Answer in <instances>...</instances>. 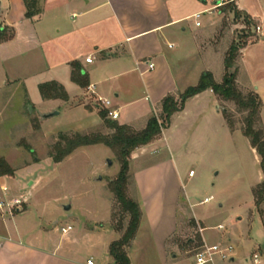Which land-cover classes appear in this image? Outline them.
<instances>
[{"label":"crops","instance_id":"crops-1","mask_svg":"<svg viewBox=\"0 0 264 264\" xmlns=\"http://www.w3.org/2000/svg\"><path fill=\"white\" fill-rule=\"evenodd\" d=\"M63 1L41 0V13L27 19L23 0H7V7L5 0H0V19H4L0 29L14 35L0 42V50L5 47L2 43L17 40L30 24L28 35L41 48V70L45 71L36 88L39 91V85L49 82L63 86L69 96L63 102L68 108L82 109L88 124H102L99 101L104 100L110 102L108 111L117 114L115 122L141 132L153 116L161 115L166 97L178 98L198 85L204 73L212 74L221 84L226 74V54L236 41V28H245V16L261 31L254 32L255 42L240 50L236 69L232 72L233 67L230 73L236 74L240 91L260 97L264 124V0ZM235 13L242 18L236 19ZM197 14L199 19L195 18ZM75 61L88 74L87 89L71 80L70 65ZM147 62L155 65L153 70ZM243 80L248 84L242 85ZM224 102L211 89L194 96L171 118L174 126L171 122L161 136L132 153L129 174L133 200L139 204L142 217L127 249L130 264L134 253L145 249L156 252L162 264L176 259L169 252L179 231L182 167L174 154L188 140L192 141L191 149L201 150V139L237 134L227 124ZM263 178L262 173L258 185ZM6 179L8 176L0 177V201L22 198L7 189ZM28 204L27 200L23 210L13 216L0 213V264H88L90 260L94 264H115L109 247L122 233L112 227L111 215L96 221L95 226L75 228L67 224L54 231L45 228L40 217L31 215ZM69 227L68 232H62ZM205 229L201 239L209 245L203 238ZM234 260L233 254L229 262L216 258L211 264H236Z\"/></svg>","mask_w":264,"mask_h":264},{"label":"rangeland","instance_id":"rangeland-1","mask_svg":"<svg viewBox=\"0 0 264 264\" xmlns=\"http://www.w3.org/2000/svg\"><path fill=\"white\" fill-rule=\"evenodd\" d=\"M6 4L7 0L5 7ZM29 28L27 24L17 40L2 43L5 47L0 50V158L14 171L5 185L16 197L28 200L31 215L40 217L49 230L57 231L67 224L90 227L110 215L115 228V220L121 214L110 186L120 172L116 154L104 145H97L80 148L59 164L51 158L61 134L108 136L112 132L103 122L88 124L82 109L68 108L62 100L40 98L35 84L45 76V71L41 66V48L31 40ZM236 29V41L242 35L248 37L243 40L247 45L257 40L253 37L255 27ZM243 84L248 83L243 80ZM241 89L246 91V87ZM223 107L234 123L235 136L201 139V150L191 149L192 141L188 140L174 154L182 167L179 231L169 252L176 259L166 264H191L200 248L207 245L201 239L203 228H207L203 238L208 246L234 248L231 255L234 254L236 264H256V257L258 264H264V204L257 208L253 196L262 176L260 162L249 140L242 135L247 113L238 111L230 102ZM99 109L103 110L101 106ZM53 112L59 115L48 119L44 116ZM132 183L129 174L126 194L130 199L134 197ZM206 199L208 203H202ZM67 205L71 206L68 212L63 208ZM220 226L222 229H218ZM133 264L162 262L156 252L145 249L134 253Z\"/></svg>","mask_w":264,"mask_h":264},{"label":"trees","instance_id":"trees-1","mask_svg":"<svg viewBox=\"0 0 264 264\" xmlns=\"http://www.w3.org/2000/svg\"><path fill=\"white\" fill-rule=\"evenodd\" d=\"M23 1L26 7L27 19H32L41 13L39 8L41 0ZM228 1L230 2L232 0ZM235 16L238 20L242 18L239 13H235ZM243 19L246 28L251 29L254 27V23L249 17L245 16ZM13 36V34H8L6 29H0V42L9 41ZM247 38L246 35H242L239 41H235L229 48L225 58L226 74L221 84H217L214 81L212 74L204 73L198 85L188 88L178 98L173 96L166 97L161 104V115L153 116L143 131L135 132L127 126H120L117 122L108 118V112L106 110H102L99 112V117L106 128L112 132L110 135H82L79 133L60 135L59 142L54 146V153L51 155L52 160L56 164L63 162L80 148L97 145H104L109 148L119 159V175L115 181L110 183L111 191L121 209L119 218L115 220V230L122 233V236L109 247V255L113 258L115 264H130L127 249L131 246L137 234L142 217L139 204L135 200L130 199L126 194L129 182L130 157L136 149L150 144L161 136L162 131L169 127L172 116L182 111L185 103L194 96L211 89L219 99L233 103L238 111L247 113L244 119L242 133L249 140L251 147L256 151L260 159V167L264 177V127L261 119L262 102L260 97L254 92H249L247 95H244L237 85L236 74L230 73V69L236 64L240 50L247 46L246 42H243ZM70 66L72 70V82L82 89H87L90 86L89 77L80 63L75 61ZM39 93L43 100H62L65 102L69 100L65 88L56 82L39 85ZM224 114L229 128L231 131H234V123L230 120L229 112L225 111ZM13 174V169H11L4 159L0 158V177L12 176ZM253 196L255 206L260 208L264 204V180L254 189ZM127 218L128 223L125 224Z\"/></svg>","mask_w":264,"mask_h":264},{"label":"built area","instance_id":"built-area-1","mask_svg":"<svg viewBox=\"0 0 264 264\" xmlns=\"http://www.w3.org/2000/svg\"><path fill=\"white\" fill-rule=\"evenodd\" d=\"M200 14L195 15L196 19H199ZM200 24L197 23V26ZM261 31V28L257 26L255 28L256 34H259ZM87 63H92L91 59L86 60ZM148 65L149 70H153L155 65L151 62L146 63ZM100 106L102 107L103 110H106L108 112V118L111 119L112 121H116L118 116L116 113L108 111V108L110 106L109 101H104L100 100ZM193 173L190 174L192 176ZM4 192L7 191L6 188L2 189ZM209 200L206 199L203 203H207ZM26 204V201L24 198L16 199L12 202L10 201H0V213L2 215H10L13 216L16 212H20L23 210L24 205ZM71 228L67 229H62L63 233H66L70 230ZM218 229H222L220 226ZM202 231V230H201ZM234 248L231 245L227 246H222V245H213V246H208V245H203L200 248V252L195 255L193 261L191 264H211L215 261L216 258H219L221 261H229L232 258L231 253L233 252ZM254 262L256 264L259 263L258 257L254 259ZM88 264H94L93 261H88Z\"/></svg>","mask_w":264,"mask_h":264},{"label":"water","instance_id":"water-1","mask_svg":"<svg viewBox=\"0 0 264 264\" xmlns=\"http://www.w3.org/2000/svg\"><path fill=\"white\" fill-rule=\"evenodd\" d=\"M58 115H59L58 112H54V113H52V114L46 116V118H51V117L58 116ZM109 165H111V163H109ZM63 208H64V210L67 211V212L71 210V206H70V205L64 206Z\"/></svg>","mask_w":264,"mask_h":264}]
</instances>
